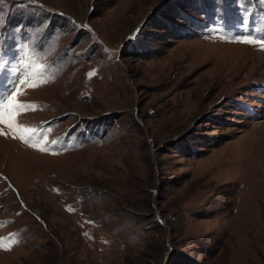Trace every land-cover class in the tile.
<instances>
[{
  "label": "rangeland",
  "instance_id": "1",
  "mask_svg": "<svg viewBox=\"0 0 264 264\" xmlns=\"http://www.w3.org/2000/svg\"><path fill=\"white\" fill-rule=\"evenodd\" d=\"M0 21V100L26 80L28 106L0 124V264H264V0Z\"/></svg>",
  "mask_w": 264,
  "mask_h": 264
},
{
  "label": "snow or ice",
  "instance_id": "2",
  "mask_svg": "<svg viewBox=\"0 0 264 264\" xmlns=\"http://www.w3.org/2000/svg\"><path fill=\"white\" fill-rule=\"evenodd\" d=\"M0 24H2V21H0ZM245 43H255L256 41L253 39L244 40ZM264 43V40L261 41ZM47 82V81H45ZM26 83V80H18L16 82V85L11 89L7 97L5 98L6 102L0 101V124H7L9 128H13V119L16 115L15 112H10L11 109H16L17 111L23 110L25 107H28L25 104L18 103L17 102V96L23 95L24 93L20 92V87ZM32 87H35L33 85ZM3 134V133H0ZM17 138V137H14ZM20 139H24L23 137H18ZM28 142V141H25ZM33 147H36V145H31ZM40 151H48L46 148L39 149Z\"/></svg>",
  "mask_w": 264,
  "mask_h": 264
}]
</instances>
